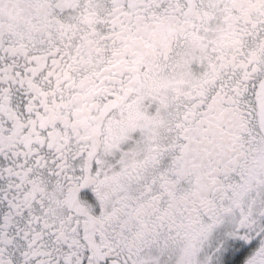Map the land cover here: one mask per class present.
Masks as SVG:
<instances>
[{"label": "snow or ice", "instance_id": "obj_1", "mask_svg": "<svg viewBox=\"0 0 264 264\" xmlns=\"http://www.w3.org/2000/svg\"><path fill=\"white\" fill-rule=\"evenodd\" d=\"M0 264H264V0H0Z\"/></svg>", "mask_w": 264, "mask_h": 264}]
</instances>
